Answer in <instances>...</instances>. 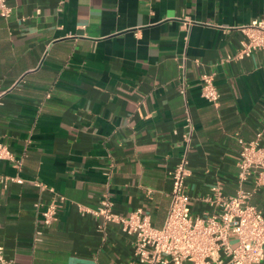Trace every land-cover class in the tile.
<instances>
[{
  "label": "crops",
  "instance_id": "crops-1",
  "mask_svg": "<svg viewBox=\"0 0 264 264\" xmlns=\"http://www.w3.org/2000/svg\"><path fill=\"white\" fill-rule=\"evenodd\" d=\"M8 2L11 15L0 16V141L21 162L0 161V174L21 182L0 185L7 259L139 264L133 237L92 211L106 196L114 211L141 208L162 225L169 172L186 149L185 107L190 212L218 211L209 189L235 192L236 137L261 132L264 146V52L227 59L240 48V26L264 23V0ZM203 73L221 94L216 105L200 96ZM53 193L62 199L44 225L40 211ZM251 202L264 216V186Z\"/></svg>",
  "mask_w": 264,
  "mask_h": 264
},
{
  "label": "built area",
  "instance_id": "built-area-1",
  "mask_svg": "<svg viewBox=\"0 0 264 264\" xmlns=\"http://www.w3.org/2000/svg\"><path fill=\"white\" fill-rule=\"evenodd\" d=\"M13 7L8 0H0V16L7 18ZM242 33L240 48L227 59H241L253 51L264 52V23L253 20L239 27ZM181 69L183 65L180 64ZM181 83H183L181 77ZM184 95V86L179 89ZM200 96L217 104L220 92L211 74L200 76ZM187 132L184 135L186 149L181 159L169 172L171 188L165 218L160 227L151 224L149 215L141 208L127 214L113 210V204L104 196L99 206L92 211L100 216L103 223H115L133 237L134 256L139 264H261L264 259V216L251 202L252 196L264 186V146L262 133L257 132L252 140L237 136L239 146L237 159V188L233 194L224 195L218 185L210 187L212 202L218 211L200 217L190 212L189 199L184 191L185 178L189 174L187 150L193 125L190 113L185 107ZM8 160L16 167V159L9 148L0 141V161ZM21 182V179L0 174V185L8 180ZM41 189L44 185L38 183ZM246 185H249L247 187ZM52 191V189H50ZM206 200H210V197ZM62 197L53 193L51 199L40 211L42 223L51 224L56 219V209ZM40 203H36L38 207ZM0 264H14L4 255L0 245Z\"/></svg>",
  "mask_w": 264,
  "mask_h": 264
}]
</instances>
